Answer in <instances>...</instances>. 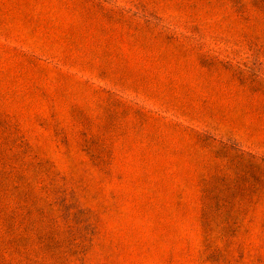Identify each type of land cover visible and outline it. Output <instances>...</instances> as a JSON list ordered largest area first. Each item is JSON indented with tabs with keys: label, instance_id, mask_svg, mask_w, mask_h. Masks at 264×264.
Instances as JSON below:
<instances>
[{
	"label": "rangeland",
	"instance_id": "1",
	"mask_svg": "<svg viewBox=\"0 0 264 264\" xmlns=\"http://www.w3.org/2000/svg\"><path fill=\"white\" fill-rule=\"evenodd\" d=\"M0 264H264V0H0Z\"/></svg>",
	"mask_w": 264,
	"mask_h": 264
}]
</instances>
